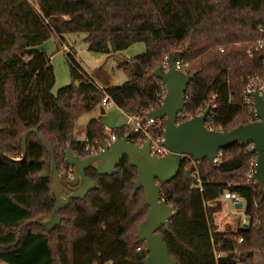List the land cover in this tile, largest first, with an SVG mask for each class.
<instances>
[{
	"label": "trees",
	"instance_id": "trees-1",
	"mask_svg": "<svg viewBox=\"0 0 264 264\" xmlns=\"http://www.w3.org/2000/svg\"><path fill=\"white\" fill-rule=\"evenodd\" d=\"M36 5L0 0V147L20 159L22 135L38 131L52 145L58 171H66L61 178L66 194L74 189L67 147L86 158V147L106 138L98 118L89 121L85 141H77V119L105 97L128 116L160 107L166 89L153 72L171 52L192 60L196 74L178 123L196 116L212 97L218 106L214 128L226 132L252 122L243 91L248 78L264 70L259 54L249 57L246 50L264 37V0H38ZM67 34H83L92 53L115 55L134 43H143L145 52L117 62L126 75L122 85L100 88L69 50L71 83L53 94L54 70L39 47L51 36L64 42ZM164 128L161 120L152 135L163 136ZM111 132L118 139L128 128ZM219 157L215 167L186 158L178 174L160 185L161 200L174 211L169 231L158 232L176 264H256L255 253L264 252V191L242 177L256 154L235 144ZM49 163L34 133L24 159L0 154V264H145L146 247L136 233L148 207L143 189H134L136 172L128 160L112 176L88 168L96 188L82 200L71 199L59 211L61 223L46 231L36 220L50 216L55 205L51 181L39 178ZM226 191L244 200L247 228L241 222L236 231H216L214 216Z\"/></svg>",
	"mask_w": 264,
	"mask_h": 264
},
{
	"label": "water",
	"instance_id": "water-1",
	"mask_svg": "<svg viewBox=\"0 0 264 264\" xmlns=\"http://www.w3.org/2000/svg\"><path fill=\"white\" fill-rule=\"evenodd\" d=\"M177 54L171 52L167 56V70L158 67L153 75L162 81L166 92L160 107L151 110L148 117L165 121L162 145L169 154L165 158L150 155V142L141 146L132 144L128 137L118 138L106 146L101 144V151L96 155L80 158L75 155L71 147L65 151V161L71 167L69 186L73 191L66 194L62 187L61 176L55 159L52 145L36 130H27L22 135V156L12 159L0 147V154L11 161L24 159L27 150V139L30 133L36 134L40 143L50 157V163L39 178H48L51 181V198L55 202L50 216H39L36 223L46 231H51L62 221L59 211L66 209L71 199H84L89 191L96 188V184L86 176L88 168H93L99 176H112L117 173L116 167L126 158L128 164L135 168V191L142 188L144 204L148 207L146 218L140 223L136 233L137 242L145 244L147 257L145 264H176L167 250L163 236L158 231H169V221L173 217L174 208L161 200L160 185L174 178L186 158L195 161L207 160L210 166L215 167V160L219 152L235 144H250L256 154L253 180L261 191H264V100L257 93H253V107L257 121L236 128L219 132L208 130L204 123L208 110L201 116H194L178 123V115L185 105L186 93L189 85L194 82L196 74L187 75L174 66ZM103 113V110H101ZM236 208L241 209L242 204ZM249 217H245L243 228H247Z\"/></svg>",
	"mask_w": 264,
	"mask_h": 264
},
{
	"label": "rangeland",
	"instance_id": "rangeland-1",
	"mask_svg": "<svg viewBox=\"0 0 264 264\" xmlns=\"http://www.w3.org/2000/svg\"><path fill=\"white\" fill-rule=\"evenodd\" d=\"M29 1L33 4L38 2V0ZM63 41L64 42H61L57 37L51 36L39 47L50 58V64L54 70L55 85L52 90L53 94H56L57 90L71 83L68 66L65 62V56H67V52L69 50L72 54H74L75 59L80 62L85 71L89 75L93 76L96 83L99 86L106 88L122 85L126 81V75L122 69L117 67V62L130 61L137 55L145 52V45L143 43H134L122 53L115 55L92 53L87 50V44L83 34L64 35ZM64 47L67 49L65 50ZM103 110L105 113L101 115L100 107H97L77 119L74 131V136L77 141H85L86 127L90 119L96 118L97 116L99 117L102 125L107 128V133H109L110 130L118 129L125 124L126 117L113 103H109ZM59 173L61 178H64L66 171L64 169H60ZM246 173L242 175L243 178ZM219 206H221L220 201ZM228 207L232 210L229 203ZM219 214L221 216V213ZM235 216L236 215H232L230 221L224 222V220L221 222V225H226L224 227L227 229V232L238 230L241 222L242 224L244 223L242 215ZM218 225L220 224L217 222V226ZM255 263L264 264V252L255 253Z\"/></svg>",
	"mask_w": 264,
	"mask_h": 264
},
{
	"label": "built area",
	"instance_id": "built-area-1",
	"mask_svg": "<svg viewBox=\"0 0 264 264\" xmlns=\"http://www.w3.org/2000/svg\"><path fill=\"white\" fill-rule=\"evenodd\" d=\"M33 5L37 7L36 3ZM259 31L263 33L262 28L259 29ZM64 48L65 50L67 49L66 47ZM219 51L222 53L223 49H220ZM255 53L259 54L261 58V66L264 70V37L259 38L252 46H250L246 50V54L249 57H253ZM161 66L163 71L167 70V56H165V58L163 59ZM174 66L177 70L187 75H191L194 67V63L192 60L186 62L181 56L178 55V57L174 61ZM191 85H193V82L189 86ZM253 93H257V95L261 96L264 100V74L261 76L254 75L248 78L243 91V102L248 107V114L252 116V122L258 120L256 118L255 109L253 107V96H252ZM229 100L232 101L231 96ZM109 102H110L109 99L105 97L101 100L100 104L103 106H107ZM217 108H218L217 103L214 102V97H212L210 101H205L203 104H201L198 107L196 116H201L208 110V114L206 116L204 123L205 127L208 130L223 132L220 128H214L213 126L217 116ZM126 116L127 118H126L125 126L128 128L127 137L130 143L141 146L144 142H150V155L155 156L157 158H165L169 154V151L162 145L163 136L152 135L151 132V129L153 127L157 126L159 128L161 126V120L148 117V113L143 116H139V115H129V116L126 115ZM105 134H106V138L103 142L99 143V141H95L93 145L86 147L85 152L89 156L98 154L102 149L101 144L110 146L112 142L117 140V138L112 134L111 130L109 133H107V128H105ZM243 146H247V148L252 150V145L250 144H243ZM255 162L256 159L254 162L250 163L249 170L244 176V181L248 185L252 183H256V181L253 180V174L255 171ZM219 163H220V157L218 155V158L215 160V165L217 166L219 165ZM70 178H71V173H70ZM197 182L200 183L198 180ZM222 199L229 200L232 202L233 205L236 206L238 204H242L243 206L245 203L240 196L230 191H226L223 194ZM240 242L241 239L238 241V243ZM218 256L219 255H216V258H218Z\"/></svg>",
	"mask_w": 264,
	"mask_h": 264
},
{
	"label": "crops",
	"instance_id": "crops-1",
	"mask_svg": "<svg viewBox=\"0 0 264 264\" xmlns=\"http://www.w3.org/2000/svg\"><path fill=\"white\" fill-rule=\"evenodd\" d=\"M83 67V66H82ZM85 70V69H84ZM92 79H93V81L95 82V84L96 85H98L97 83H96V81H95V79L93 78V76H91V75H89ZM99 86V85H98ZM100 88H106V87H102V86H99ZM108 88V87H107ZM109 103H112V101H110ZM99 107H100V114L101 115H103L105 112H104V110L103 109H105L107 106H103V105H99ZM101 110H103V113H101ZM99 114V113H98ZM122 114L127 118V116L122 112ZM99 117L97 116L96 118H92V119H98ZM92 119H90V120H92ZM125 124H126V121H125ZM125 124H123L121 127H123V126H125ZM121 127H119V128H121ZM106 128V127H105ZM86 133V132H85ZM75 135V134H74ZM76 139V138H75ZM68 178L70 179V173L68 174ZM220 201V204H221V209H220V211L218 212V213H216L215 214V223H216V225H217V222H218V224H220V225H218L217 227V232H227V229H225V227L224 226H226V225H221V222H223L224 220V222H226V221H230V219H231V217H232V215H236V216H241L242 215V218H243V220L245 219V215H244V205L242 206V208L241 209H238V208H236V205H233L232 204V202L231 201H229V200H225V199H220L219 200ZM218 201V202H219ZM228 203L230 204V206H231V209L232 210H230V207H228ZM219 213H221V216H220V214ZM235 216V217H236ZM218 219V220H217ZM225 224V223H224Z\"/></svg>",
	"mask_w": 264,
	"mask_h": 264
}]
</instances>
